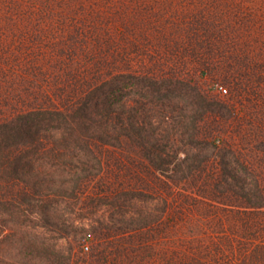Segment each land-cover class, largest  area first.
<instances>
[{"label":"rangeland","instance_id":"obj_1","mask_svg":"<svg viewBox=\"0 0 264 264\" xmlns=\"http://www.w3.org/2000/svg\"><path fill=\"white\" fill-rule=\"evenodd\" d=\"M151 69L197 81L231 114L218 117L217 106L207 107L197 125L209 141L192 140L184 124L191 126L187 115L196 105L178 97L177 88L163 120L145 77L146 143L97 142L101 169L80 190L44 192L51 194L53 223L36 211L15 221L0 216V264H241V245L264 240L241 233L249 215L257 229L263 214L238 202L233 190L213 188L221 165L210 141L216 135L217 145L264 178V150L257 146L264 133V0H0V120L64 107L74 88L82 92L118 72L126 76L130 109L138 97L131 75ZM150 129L157 139L147 136ZM149 140L170 153L167 169L145 154ZM44 247L60 258H46Z\"/></svg>","mask_w":264,"mask_h":264},{"label":"trees","instance_id":"obj_2","mask_svg":"<svg viewBox=\"0 0 264 264\" xmlns=\"http://www.w3.org/2000/svg\"><path fill=\"white\" fill-rule=\"evenodd\" d=\"M157 71L151 69L148 76L142 73L131 75L133 92L138 97L129 105L130 109L127 108L128 104L123 95L126 76L118 72L111 73L110 77L88 86L82 92L78 90L80 93L74 88L75 96L68 100L64 107H36L0 120V216H8L9 220L15 221L27 211H36L43 216L47 225L53 223L52 209L49 207L51 194L44 192L80 190L85 178L101 169L102 158L94 147L97 142L120 145L126 137L145 142L143 138H146L147 129H144L141 120V96H148L143 91L145 86L149 94L155 95L161 101L160 106L158 105L159 117L163 120L169 118V105L166 102L168 98L177 94L178 97H189L196 105L197 111H191L187 115L191 118V126L184 124L187 132L190 127L192 129L188 133L189 138L204 143L209 141L199 137L198 119L201 116L203 118L206 108L211 105L221 110L218 117L226 118L231 114L227 113L230 111L228 105L225 102L209 100L197 81L192 82L189 78L175 74L166 76ZM145 77L148 83L143 86L141 81ZM177 88L181 92L174 94ZM182 114L180 112L179 118ZM150 132L147 136L155 138V131L150 129ZM210 139L221 165V172L214 179L213 188L224 186L227 190H233L235 194L232 196L237 198L238 202L256 210L258 214L262 213L260 227L256 229L255 225L250 223L255 217L249 215L245 224H242L241 233L245 234L244 236L254 235L256 239L263 238L264 178L235 156L231 148L222 149L217 145L216 135H211ZM148 142L150 145L144 147L151 163L157 169H167L166 164L170 161L166 156L171 155L165 145L157 140ZM257 142V146L264 150V133L258 136ZM184 160L181 159L177 164L182 166ZM187 171L192 174L193 165L189 164ZM56 173L65 178H56ZM130 194L141 196L143 192L132 191ZM222 194L223 197L219 198H224L225 202L231 200L232 196ZM251 244L249 248L241 245V264L264 260V240L253 241ZM30 246L33 251L39 247L34 241H31ZM40 252L53 261L60 258L53 248L44 247Z\"/></svg>","mask_w":264,"mask_h":264},{"label":"built area","instance_id":"obj_3","mask_svg":"<svg viewBox=\"0 0 264 264\" xmlns=\"http://www.w3.org/2000/svg\"><path fill=\"white\" fill-rule=\"evenodd\" d=\"M220 91L223 92V93H225V92L228 91V88L225 87V86H223V85H221V86H220Z\"/></svg>","mask_w":264,"mask_h":264}]
</instances>
